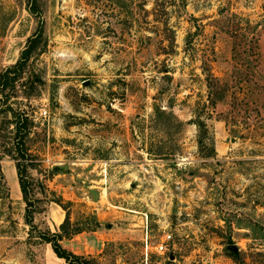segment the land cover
<instances>
[{
  "label": "rangeland",
  "instance_id": "374dc122",
  "mask_svg": "<svg viewBox=\"0 0 264 264\" xmlns=\"http://www.w3.org/2000/svg\"><path fill=\"white\" fill-rule=\"evenodd\" d=\"M38 1L45 42L9 99L31 121L35 225L67 213L84 229L66 247L99 264H264V0ZM37 21L0 0V70ZM2 106L0 264H57L24 220Z\"/></svg>",
  "mask_w": 264,
  "mask_h": 264
},
{
  "label": "trees",
  "instance_id": "16d2710c",
  "mask_svg": "<svg viewBox=\"0 0 264 264\" xmlns=\"http://www.w3.org/2000/svg\"><path fill=\"white\" fill-rule=\"evenodd\" d=\"M27 9L38 18L37 25L33 32L27 36L25 46L22 48L18 58L12 64L0 70V99L3 103L1 111L5 112L6 116L3 128L6 129L7 135L5 136L8 137L7 142H9V145L6 146L5 153L15 159L18 183L22 198L25 201L24 220L30 228H37L38 236L49 242L55 254L64 258L67 264H99L95 259L87 258L85 255L74 252L61 244L60 239L62 237H70L72 234L84 229L78 224L75 225V227L69 228L70 219L67 213H65L63 220L59 223V228L54 231L39 229L33 221L35 205L28 195V184L24 177L23 165L20 163V157H24V141L29 134V123L31 121L25 109L19 106H13L9 100L13 95V91L16 89V81L25 71L28 60L36 52V49L45 42L44 20L41 17L39 1L27 0ZM211 76L214 77L213 75ZM209 99L211 100L210 94ZM155 111L157 114L170 115L165 108H161L160 106H156ZM192 122H195L199 128L197 140L199 144H202L207 132L205 121L197 118ZM148 151L151 152V150ZM155 153L164 154L167 153V151L159 150Z\"/></svg>",
  "mask_w": 264,
  "mask_h": 264
},
{
  "label": "crops",
  "instance_id": "0c3cea01",
  "mask_svg": "<svg viewBox=\"0 0 264 264\" xmlns=\"http://www.w3.org/2000/svg\"><path fill=\"white\" fill-rule=\"evenodd\" d=\"M9 166H10V165H9ZM19 193H20V192H19ZM19 193H18V194H19ZM62 220H63V215H61V216L57 219V221H54L52 229H53V230H57V229L59 228V223H60ZM55 227H56L57 229H56ZM68 238H69V239H68ZM72 238H74V237H71V236H70V237H62V238L60 239V242H61L62 245H64V246L66 247V244H65V241H64V240H65V239H66V240H70V239H72ZM71 250H72V249H71ZM73 251L75 252V250H73ZM55 258H56V259H55V260H56L55 262H57V264H67V262L64 260V258L59 257V256H57V255L55 256Z\"/></svg>",
  "mask_w": 264,
  "mask_h": 264
},
{
  "label": "built area",
  "instance_id": "2783aa9c",
  "mask_svg": "<svg viewBox=\"0 0 264 264\" xmlns=\"http://www.w3.org/2000/svg\"><path fill=\"white\" fill-rule=\"evenodd\" d=\"M171 238V234L170 233H166L165 237L162 241H160L157 245H156V250L159 252H163L165 250V243L166 241H168Z\"/></svg>",
  "mask_w": 264,
  "mask_h": 264
},
{
  "label": "water",
  "instance_id": "95a60500",
  "mask_svg": "<svg viewBox=\"0 0 264 264\" xmlns=\"http://www.w3.org/2000/svg\"><path fill=\"white\" fill-rule=\"evenodd\" d=\"M226 249L231 250L233 252H237L238 251V247L235 243H229L226 245Z\"/></svg>",
  "mask_w": 264,
  "mask_h": 264
}]
</instances>
